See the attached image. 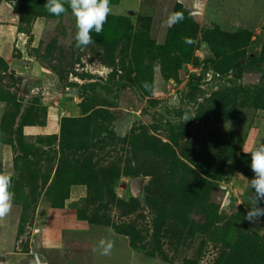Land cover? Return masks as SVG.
<instances>
[{"label": "rangeland", "instance_id": "374dc122", "mask_svg": "<svg viewBox=\"0 0 264 264\" xmlns=\"http://www.w3.org/2000/svg\"><path fill=\"white\" fill-rule=\"evenodd\" d=\"M45 3L0 0V264H264V0H110L87 47Z\"/></svg>", "mask_w": 264, "mask_h": 264}, {"label": "clouds", "instance_id": "9594fccd", "mask_svg": "<svg viewBox=\"0 0 264 264\" xmlns=\"http://www.w3.org/2000/svg\"><path fill=\"white\" fill-rule=\"evenodd\" d=\"M67 4L71 9V14L75 18V41L77 47H87L93 43L91 33L94 31L99 35L107 22V17L111 13L110 0H46L44 7L55 16H59L67 11ZM183 19L181 13L172 12L168 16L169 26H173ZM186 43L192 42L190 38H184ZM186 121L190 120L187 117ZM192 119V118H191ZM243 152L250 155V168L253 176L249 180L252 189L251 202L247 207L245 219L256 223L261 217H264V207L261 202L264 201V142L253 144L251 147H245ZM12 178L8 174L0 173V218H4L12 208L14 193L9 189ZM100 246L107 253L111 248L105 241L100 242Z\"/></svg>", "mask_w": 264, "mask_h": 264}, {"label": "crops", "instance_id": "0c3cea01", "mask_svg": "<svg viewBox=\"0 0 264 264\" xmlns=\"http://www.w3.org/2000/svg\"><path fill=\"white\" fill-rule=\"evenodd\" d=\"M41 132V131H40ZM79 228H81L82 224H78ZM116 252L112 251L111 249H109V251L107 253L104 252V249L100 246L97 245L95 246L92 251L90 252V256L93 259H97V258H102V259H111L114 261V264H133L131 261L133 259V256L130 255L128 252L125 251H121L120 253H118V255H115Z\"/></svg>", "mask_w": 264, "mask_h": 264}, {"label": "water", "instance_id": "95a60500", "mask_svg": "<svg viewBox=\"0 0 264 264\" xmlns=\"http://www.w3.org/2000/svg\"><path fill=\"white\" fill-rule=\"evenodd\" d=\"M137 180H133L132 182H133V184H137V182H136Z\"/></svg>", "mask_w": 264, "mask_h": 264}, {"label": "bare ground", "instance_id": "6f19581e", "mask_svg": "<svg viewBox=\"0 0 264 264\" xmlns=\"http://www.w3.org/2000/svg\"><path fill=\"white\" fill-rule=\"evenodd\" d=\"M52 126V125H51ZM53 128V127H52Z\"/></svg>", "mask_w": 264, "mask_h": 264}]
</instances>
